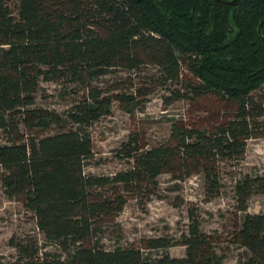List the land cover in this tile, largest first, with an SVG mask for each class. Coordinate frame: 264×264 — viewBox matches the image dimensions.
Masks as SVG:
<instances>
[{
  "label": "trees",
  "instance_id": "16d2710c",
  "mask_svg": "<svg viewBox=\"0 0 264 264\" xmlns=\"http://www.w3.org/2000/svg\"><path fill=\"white\" fill-rule=\"evenodd\" d=\"M262 18L264 0H0V177L56 247L14 237L18 259L0 264H223L213 238L196 225L183 234L182 257L143 252L166 248V237L110 249L94 236L100 218L122 209V187L139 190L162 172L181 178L202 170L207 192H219L220 159L240 160L264 115ZM144 63L159 68L152 82L178 83L175 98L194 104L211 98L216 108L203 124L173 119L167 138L141 152L133 138L124 143L133 159L128 170L84 173L93 154L86 126L109 113L113 99L132 111L136 93L149 90L114 85L104 93L91 81ZM41 77L86 90L58 113L37 103ZM51 121L59 131L43 132ZM234 188L238 209L246 210L252 191L264 189V175L243 176ZM231 234L246 248L238 264H264V213L244 212Z\"/></svg>",
  "mask_w": 264,
  "mask_h": 264
},
{
  "label": "rangeland",
  "instance_id": "374dc122",
  "mask_svg": "<svg viewBox=\"0 0 264 264\" xmlns=\"http://www.w3.org/2000/svg\"><path fill=\"white\" fill-rule=\"evenodd\" d=\"M185 72L187 69L184 70ZM155 64L144 63L139 68L118 67L94 77L91 83L112 93L114 85L128 91L148 88L146 93H136L137 104L133 110L124 109L116 99L112 100L110 112L103 114L86 126L93 142V154L85 159L84 173L113 175L132 167L133 159L123 149L132 138V146L140 144L139 152L167 138L171 122L178 118L203 124L216 108L214 99L201 100L199 104L175 98L173 92L178 83L152 82L159 77ZM77 83V82H76ZM67 82L58 78L40 79L37 103L49 110L63 113L74 99L85 93L82 83ZM264 91V85L261 88ZM257 135L247 140L243 157L220 159L219 192H207L204 171L198 170L174 177V172H162L154 181L136 191L123 187L120 193L125 201L122 209L100 218L101 230L94 236L106 248L139 244L143 239L166 237L169 246L163 249L143 248L144 253L157 256L163 252L173 257L186 255L187 246L182 243L183 234L192 225L213 238L212 250L223 264H238L246 256V248L232 240L231 230L235 218L244 212L264 213V189L253 190L247 209L239 210L234 185L241 177L264 175V115L259 117ZM68 127H79L70 123ZM57 122L51 121L43 132L59 131ZM42 132V133H43ZM0 141H5L0 129ZM135 151H133L134 153ZM186 173V172H185ZM1 175V170H0ZM238 216V217H237ZM103 219V220H102ZM34 237L44 250L53 251L55 246L45 242L44 234L31 211L17 198L8 196L0 177V261L10 263L18 259L17 248L11 239ZM141 245V244H139Z\"/></svg>",
  "mask_w": 264,
  "mask_h": 264
},
{
  "label": "water",
  "instance_id": "95a60500",
  "mask_svg": "<svg viewBox=\"0 0 264 264\" xmlns=\"http://www.w3.org/2000/svg\"><path fill=\"white\" fill-rule=\"evenodd\" d=\"M220 1H223V2H232L234 0H220ZM263 23H264V18H262L259 22V25H258V32H259V35L261 36V38L264 40V34L262 32V26H263Z\"/></svg>",
  "mask_w": 264,
  "mask_h": 264
}]
</instances>
